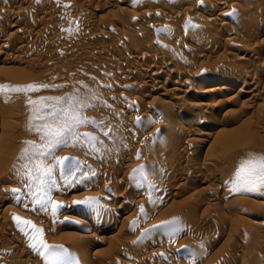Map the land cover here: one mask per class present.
Returning a JSON list of instances; mask_svg holds the SVG:
<instances>
[{
  "label": "rangeland",
  "instance_id": "obj_1",
  "mask_svg": "<svg viewBox=\"0 0 264 264\" xmlns=\"http://www.w3.org/2000/svg\"><path fill=\"white\" fill-rule=\"evenodd\" d=\"M21 1L24 0H0L2 10L21 11L26 17L17 23L11 14L1 16L0 41L9 39L16 46L19 44L27 49L25 54L22 51L16 54V51L10 49H4L0 53V59L3 57L5 59V56L8 58L5 65H0V82L3 81L5 84L4 89L0 90V99L3 100V104L0 103V125L7 133L0 141V177L6 173L9 174L10 180L0 183V196L4 199V204L0 206V214L5 217L2 220L0 215V264H37V262L41 264L45 262L44 258L46 263L52 259L53 261L50 262H53L52 264L60 262L65 264H262L258 255L261 256V252L264 251V185L257 184L252 191L234 189L237 183L243 186V181L248 179L247 171L240 172L242 162L252 159L258 163L264 158V42H260L264 39V35L255 42L248 43V47L242 40L245 33H251L256 29L260 21L259 17L262 13V16L264 15V0H112L109 6L103 0H61L65 4L69 3L68 5H78L79 9L88 8L87 12L83 17L81 13L80 17L78 12L64 16L61 14V17L55 19V21L60 19L58 22L49 23L52 28L56 23L55 28L58 26V30L55 28V31L51 30L48 24L50 28H46L47 31L42 30V33V12L49 11L50 3H47V0H35V2L33 0V3L27 5ZM219 2L224 5L219 7L216 5ZM254 2L263 6L253 15L259 20L258 23L253 18L254 21L253 19L250 21L252 30L247 24L246 28H242L246 31H239L236 25L242 15L241 10L244 9L243 7H248L249 3L254 5ZM219 12L225 14L220 22L215 21ZM195 13L205 16L204 23L200 22ZM46 15L47 18L50 17ZM85 19L94 25L96 29L94 34H97L93 35V38L90 35L88 41L85 37L89 32L81 25ZM48 26L46 23L44 28ZM161 26H167V30L156 31ZM217 26L226 31L229 29L231 41L226 40V37L219 38L220 49L213 53L208 50L210 47H205L207 54L205 48H201L203 46L200 42L201 35L209 30L213 35L211 30ZM36 32L40 33V37L32 35ZM28 33L31 36H28ZM23 35L27 42L25 40L22 42ZM130 36H135V40L132 37L133 41L138 44L148 45L150 53L158 59L165 58L164 64L159 60L147 64L149 71L165 66L172 72L185 73L184 77L179 78L175 74L172 78V82L178 80L181 90L194 74L204 75L214 71L231 73L234 70L236 73L253 77L247 92L241 96L238 95V89L242 83L226 96L216 95L213 99H201L203 108H214L208 119L209 127L218 132L210 150L205 149L207 145H201V150H198L195 159L190 158L193 159L190 163L180 162L177 157L182 153L190 155L198 143H204V138H198L192 133L191 136L188 129H184V132L183 129H178L175 122H170L167 131L170 132L166 135L169 138L164 135V140H158L161 139L160 131H164L163 126L166 124L148 121L147 116L151 114L150 117L162 120L169 115L168 111L169 108L172 109V105L184 106L186 102L194 101L195 93L189 90L183 99H165L166 102H170L165 104L162 101V104H165V106L161 105L162 107L158 105L159 100L154 101L157 94L153 93L149 94L150 97L145 98L142 103L134 102L140 84L146 82L148 86L150 83L148 84L147 81L149 71L132 73L133 66L142 61L141 56L145 51L139 52L140 49H137L135 52L130 47ZM185 40L191 41L190 48H184ZM224 41L230 42V46L224 45ZM240 46L256 50L254 63H250V59L245 62H234L232 57L229 59L234 49ZM90 52L92 56L90 55L89 58L86 54ZM200 53L203 56L199 55ZM141 63L146 65V62ZM128 82L133 85L130 86ZM255 84L259 86L258 89L251 90ZM30 85H35L37 88L29 89ZM196 85V88H200L203 83L197 82ZM217 86L220 85L212 84L209 88ZM251 97L255 100L253 105L249 102ZM150 102L152 104H149ZM69 105H72L87 121L77 129L78 132L88 133L90 138H85L83 135L76 138L67 137L66 146L61 144L48 150L45 147V140L42 139L46 131L44 125L50 122V113L53 109L59 110ZM117 111L120 113L118 114ZM130 127L138 131L134 138H130L128 134L126 135L127 132H124ZM171 129L175 131L173 134ZM175 133L179 137L176 138L177 140L174 139ZM187 138L192 141H188ZM165 140H168V143ZM159 141H164L167 145L171 144L165 146L164 151L160 153L163 155L154 150L156 144L154 147L151 146ZM31 144L38 146L37 152L47 151L48 154L34 155ZM212 145L217 150L212 148ZM26 149L28 154L22 159ZM199 151L202 152L198 155ZM157 153L164 157L160 169L161 177L172 176L170 189L173 188L168 192L163 189L157 192L152 187L157 180L158 184L161 183L160 178H151L152 161L154 162V157L157 158ZM189 155L185 159L189 158ZM60 158L69 159L64 160L63 165H60L57 163ZM44 168L53 169L50 178L43 176ZM141 168L143 172L137 171ZM194 170H197L196 174H191L192 176L188 174ZM216 171L226 178V183L214 178L213 173ZM238 172H240L239 179ZM186 173L190 177H187ZM111 175L121 179H115L117 177ZM108 177L112 181H108L110 180ZM41 178L46 182L41 184ZM151 180L155 181L150 185ZM106 184L112 186L114 184L115 189L109 185L105 186ZM109 187L114 191L108 190ZM104 190H107V193ZM108 192L124 194L122 196L120 194L118 200L110 199L111 202L108 200V207H112L108 210L116 211L118 214L114 216L116 219L118 217L117 220L115 219V228L109 229L108 233L105 230L104 234L98 233L94 236L85 234L82 228L94 224L95 220H90L84 213L82 214V210L88 208L89 204L79 205L77 201L92 197L94 202H99L103 200L101 194L107 195ZM126 200H131V204ZM123 201L126 202L125 206ZM51 202L58 205L57 209H52ZM139 203L141 205H137ZM143 204L146 208L147 205L151 206L150 210L144 208ZM66 206H69L70 210ZM73 207L76 209L74 212ZM4 209L6 212H3ZM145 210L150 212L144 213ZM65 211L74 218L65 222L66 224L62 223L61 219ZM108 214L105 213L104 217H109ZM12 217H19L20 221H30L31 225L18 224ZM152 223L155 224L151 226ZM119 228L124 230L121 232L123 234H119ZM35 229H40V233L37 234ZM67 229L72 234L64 233ZM18 233L21 235L29 233L34 236L25 241L17 237ZM37 235L45 244L53 246L48 252H45L34 240L33 237ZM100 235H107L109 238L99 240ZM76 240L78 245L74 243ZM136 240L139 241V245ZM24 242L29 243L31 247L23 246V248ZM132 242L135 244L132 245ZM86 244L92 248L82 255L78 249L87 246ZM62 247L67 249V251L63 249L67 260L65 255L64 258L61 256ZM149 250L157 252L158 261L151 259L146 253ZM196 251H200L201 254ZM192 252V255L196 253L198 257L195 256L199 261L191 263L189 259L187 260ZM56 253L58 255H55ZM174 254L176 257L169 261L166 262L164 259L163 262L160 261L162 257ZM54 261L58 262L54 263Z\"/></svg>",
  "mask_w": 264,
  "mask_h": 264
},
{
  "label": "bare ground",
  "instance_id": "obj_2",
  "mask_svg": "<svg viewBox=\"0 0 264 264\" xmlns=\"http://www.w3.org/2000/svg\"><path fill=\"white\" fill-rule=\"evenodd\" d=\"M48 2L47 3H50V5H49V11H47L46 12V10L44 11V12H42V16H41V20H43V23H45V24H41V25H43V28H41V33H42V30L43 31H47L48 29H46V28H50L52 25H50V24H52V23H54V21H55V19H57V17H61V14L64 16V15H68V13H72V12H78V14H82V17H83V15H85V13L87 12L86 10L88 9H79V7H77L76 5L74 6V4H73V2H72V4L73 5H68V4H65V3H63V1L61 2V0H47ZM104 1V3H107V5L109 6L110 5V2L112 1V0H103ZM261 1H263V0H261ZM23 4L24 3H26L27 5H29V4H31V3H33V0H24V1H21ZM34 2H35V0H34ZM225 2V1H224ZM75 3V2H74ZM216 3V2H215ZM255 4H256V2H254ZM226 4V3H225ZM246 4V3H245ZM251 3H249L248 4V7L246 6V7H243L244 9H242L241 10V16L239 17V23L236 25V28L237 29H239V31H241L242 30V32H244V31H246V30H244L243 31V27H245V26H247V24H248V28L250 27V26H252L251 25V20L254 18L253 17V15H254V13L256 12V11H258L257 9H259L260 8V10H261V8L263 7V6H260V5H258V4H254V5H250ZM89 5V4H88ZM216 5H218L219 7H222L224 4L222 3V2H219V3H217ZM6 6V5H5ZM3 7V6H2ZM85 7V6H84ZM47 8V7H46ZM237 8L238 7H236V10H237ZM239 8H241V7H239ZM5 9V8H4ZM24 9V8H23ZM221 9V8H220ZM76 10H78V11H76ZM259 10V11H260ZM263 10V9H262ZM13 11V10H12ZM28 11V10H27ZM258 11V12H259ZM148 12V11H147ZM146 12V13H147ZM223 12V11H222ZM38 13V12H37ZM75 13V14H76ZM7 14H11L12 16H14V18H15V20H16V22L17 21H22V19H24V18H26L25 17V14L23 13V12H21V11H13V12H7V11H4V10H2L1 8H0V17L1 16H3V15H7ZM46 14H48V16H50V17H48L47 18V15ZM77 14V15H78ZM81 14H80V17H81ZM263 14V13H262ZM262 14H261V17H259V20H256L255 18V22L256 23H258V21H259V23L256 25V29L254 30V31H252L251 33H245L246 35H244V37H243V42L244 43H246L247 44V47H248V43H251V42H255L256 41V39H260V37L262 36V35H264V15L262 16ZM148 15H151V14H149L148 13ZM256 15V14H255ZM9 16V15H8ZM45 16V17H44ZM74 16V15H73ZM195 16L200 20V22H203L204 23V20H205V16H200V15H198V14H196L195 13ZM28 17H30V16H28ZM37 17V16H36ZM53 17V18H52ZM76 17V16H75ZM224 17H225V14H223V13H221V12H219L218 14H217V16H216V18H215V21H219V20H223L224 19ZM64 18V17H63ZM1 19V18H0ZM36 19V18H35ZM235 19V18H234ZM254 19H253V21H254ZM263 19V20H262ZM33 20H34V18H33ZM40 20V21H41ZM60 20V19H59ZM59 20H57V21H55V22H58ZM80 20H82V18H80ZM220 22V21H219ZM18 23V22H17ZM21 23V22H20ZM37 23V22H36ZM46 23H47V26H48V24H49V26L48 27H45L44 28V25L46 26ZM216 23V22H215ZM255 23V24H256ZM39 24V23H38ZM36 25V24H35ZM56 23H55V27H56ZM58 25H59V23H58ZM62 25V24H61ZM81 25H83L85 28H87L86 30H87V32H89L88 34H86V37H85V39L88 41L90 38H88L90 35L92 36V38H93V35H97V34H94V33H96V29L93 27L94 25L93 24H90L89 22H88V20H84L82 23H81ZM1 27V26H0ZM41 27V26H40ZM55 27H51L50 29L51 30H54V28ZM96 27V26H95ZM167 27V26H166ZM166 27H159V28H154V30L156 29V31H161L162 30V32H165L167 29H166ZM58 26H57V28H55V29H57L58 30ZM60 28L61 29H64L62 26H60ZM246 28V27H245ZM251 28V27H250ZM2 29V28H1ZM40 29V28H39ZM82 29V28H81ZM228 29V28H227ZM153 30V31H154ZM231 30V29H230ZM251 30H252V28H251ZM37 31H39V30H37ZM55 31V30H54ZM100 31V30H99ZM159 31V32H160ZM211 31H213V35H211V33H210V30L208 31V32H205L203 35H201V43H202V47L201 48H205V47H210V49H208L210 52H213L214 53V51H217V50H219L220 49V47H221V41H218L219 40V38H223V37H226V40H228V41H231L230 39V35H231V32L229 31V29L226 31L225 29H223L222 27H215V28H213ZM30 32V31H29ZM86 32V31H85ZM147 32H149V31H147ZM152 32V31H151ZM151 32H150V34L149 35H151ZM248 32H250V31H248ZM36 33H38V32H36ZM36 33L35 34H32V35H35V36H39L40 37V33H38V35H36ZM27 34V33H26ZM102 34V33H101ZM43 35V34H42ZM88 35V36H87ZM28 36H31V34H29L28 33ZM235 36V35H234ZM233 36V37H234ZM34 37V36H33ZM42 37H44V36H42ZM99 37H100V35H99ZM131 37V36H130ZM132 37H134V40H135V36H132ZM131 37V39H130V44H131V48L133 49V50H135V52L137 51V49H140L139 50V52L141 51H145V53L143 52L142 53V61L143 62H146V65H144L143 63H141L142 61H140L139 63H136L134 66H133V68H132V71H134V72H132V73H134V74H136V73H145L146 71L148 72L149 71V65H147V64H149V63H154V62H156L157 60H159V62L161 63V64H164L165 63V58H160L159 57V59H158V57L157 56H155V55H152L151 53H150V50H149V48H147L148 47V45H146V44H138L137 42H135V41H133V38ZM152 37V36H151ZM25 37H24V35H23V39H22V42H25L27 39H24ZM38 37H36V39H37ZM95 38V37H94ZM138 38V37H137ZM236 38V37H235ZM57 39V38H56ZM98 39V38H97ZM25 40V41H24ZM85 40V41H86ZM240 40V39H239ZM13 41V40H12ZM137 41V40H136ZM22 42H21V44H22ZM27 42V41H26ZM199 42V43H200ZM232 42H234V40L232 41ZM260 42H264V39H261L260 40ZM33 43V42H32ZM176 43V42H175ZM193 43V42H192ZM224 43H225V41H224ZM228 43V44H227ZM230 42H227L226 41V43L224 44V45H227V46H230V44H229ZM243 43V44H244ZM245 44V45H246ZM258 44H260V43H258ZM24 45V44H23ZM56 45V44H55ZM145 45H146V47H145ZM244 45V46H245ZM252 45V44H251ZM263 45V44H262ZM20 45L18 44V46H16V44H13V42H11L9 39L7 40V41H0V53L4 50V49H10V50H12L13 52H15L16 51V54H17V52L18 51H22L24 54L25 53H27L26 51H27V49L25 48L24 49V47H19ZM189 46H191V41L190 40H185L184 41V48L185 49H187ZM227 46H225L226 47V49H227ZM26 47H27V45H26ZM247 47H241L240 46V48L238 47L237 49H234V53H231L230 55H229V53L227 54V55H229L230 56V58L229 59H231V57H232V61H234V62H239V61H241V62H245L246 60H248V59H250V63L252 62V63H254V61H255V59H256V50L255 49H253V48H247ZM22 48V49H21ZM114 48H116V47H114ZM190 48V47H189ZM148 49V50H147ZM223 49H224V47H223ZM229 49V48H228ZM147 50V51H146ZM202 50V49H201ZM205 50H206V48H205ZM255 50V51H254ZM203 51H204V49H203ZM207 51V50H206ZM200 52V51H199ZM226 52V51H225ZM228 52V51H227ZM19 53V52H18ZM31 53V52H30ZM186 53V52H185ZM205 53V52H204ZM223 53V52H222ZM14 55H15V53H13ZM20 54V53H19ZM93 54V53H92ZM197 54V53H196ZM207 54H208V51H207ZM7 55V54H6ZM12 55V54H11ZM86 55H88V57L90 58V55H91V52L90 53H88V54H86ZM198 55V54H197ZM199 55H202L201 53L199 54ZM205 55V54H204ZM209 55H211V54H209ZM256 55V56H255ZM7 56H9V55H7ZM22 56H23V54H22ZM92 56V55H91ZM203 56V55H202ZM224 57L226 56V55H223ZM87 57V56H86ZM87 57V58H88ZM140 57V58H141ZM25 58V57H24ZM30 58V57H29ZM8 58H6V56H5V59H4V57H3V59H0V65H2L3 66V64L6 62V60H7ZM225 60H226V58H224ZM228 59V60H229ZM105 60V59H104ZM227 60V61H228ZM8 61V60H7ZM195 61V60H194ZM30 62V61H29ZM258 62V61H257ZM8 63V62H7ZM104 63V62H103ZM5 65V64H4ZM0 68H1V66H0ZM129 70V69H128ZM1 71V70H0ZM130 71V70H129ZM263 71V70H262ZM174 72H176V73H174ZM174 72H172L171 70H169V69H167L165 66L164 67H161V68H158V69H155V70H151V71H149L148 72V75H147V78H148V86L146 85V82H142L141 84H140V86H139V89H138V91L136 92L137 93V96L134 98V102H136V103H142V102H144L143 100H145V98H147L148 99V96H149V94H151V93H153V94H157L156 95V99L155 98H153V99H155L154 101L156 102V100H157V102H158V100H159V104L158 103H156V106H165V104L166 103H169V102H166L165 101V99H171V100H174V99H179V98H181V99H183L184 97H185V95L187 94V92L189 91V90H192L195 94V96H196V99L194 100V101H191V102H189V103H185V105L184 106H182L181 104L179 105H176V104H174V105H172V109H170L169 108V115H167L168 114V112H167V110H166V118H164V119H159V118H157V119H154L152 116L150 117V115L149 116H147L148 117V121L149 120H151V121H155L156 123H159L160 122V124H166V125H164L163 126V130L164 131H160L161 133V135H162V137H161V139H158V140H164V138H165V136L170 132H167L168 131V128H169V125H170V122L172 123V122H175L174 124H177V127H178V129H183V131L185 132V130L184 129H188V132L191 134H193L194 136H196V137H198V138H204V140H203V144L202 143H198V145L195 147V149H192V153L189 155V158H187V159H185L186 157H188V155H187V153H186V155L184 154V153H182V155L180 154H178L179 156L177 157L178 158V160L180 161V162H185L186 164L187 163H190V162H192L193 161V159H195V157H196V155H197V152H198V150L200 149V147H201V145H207V148L205 147V149H207V151L208 150H210V148H211V144L213 143V140L215 139V136H216V133L218 132V130H217V132L215 131V130H213V129H210V127H209V117H210V115H211V112L212 111H214L212 108H208V109H205V108H203V106H204V104H203V102L201 101V99H203V98H208V99H213V96L215 97L216 95H218L219 97L220 96H226L227 94H229V93H231L236 87L238 88V84H240V83H242V86L240 87V89H238V95H243L244 93H246L247 92V89L249 88V85L251 84V82L253 81L252 80V78L253 77H251V76H247V75H243V74H240V73H236L234 70H233V72H231V73H229V72H217V71H214V72H211V73H207V74H202V75H193V77H190V79L187 81V83H186V86H184L183 88L184 89H180L179 88V86H178V80L176 81H174V82H172V78H173V75L175 76V74H176V76H178L179 78H181L184 74L182 73L181 74V72H177V71H174ZM1 73V72H0ZM173 73V74H172ZM202 73H204V72H202ZM129 74H131V73H129ZM114 75V74H113ZM191 75V74H190ZM186 76V75H185ZM184 77V76H183ZM169 78H170V80H169ZM175 78V77H174ZM177 78V77H176ZM163 79V80H162ZM178 79V78H177ZM162 80V81H161ZM1 81V80H0ZM125 82H127V80L125 81ZM178 82V83H177ZM197 82H201V83H203V86H201L200 88H196L197 87ZM122 83V82H121ZM128 83H130V86L131 85H133V83H131V82H128ZM128 83H127V85H128ZM258 83V82H257ZM119 84V83H118ZM145 84V85H144ZM199 84V83H198ZM212 84H216V85H220V86H217V87H210L209 88V86L210 85H212ZM253 84V83H252ZM259 84V83H258ZM5 84L3 83V81L2 82H0V86H4ZM123 84H120V86H122ZM117 86H119V85H117ZM200 86V85H199ZM133 87V86H132ZM258 87L259 86H257L256 84H255V86L253 87V88H251V90H256V89H258ZM262 88V87H261ZM4 89V88H3ZM160 91V92H159ZM116 96V95H115ZM114 96V97H115ZM117 97H119V96H117ZM150 97V96H149ZM153 97V96H152ZM155 97V96H154ZM253 97V96H252ZM251 97V98H252ZM116 98V97H115ZM158 98V99H157ZM193 98H194V96H193ZM234 98V97H233ZM237 98V97H236ZM152 99V98H151ZM256 99V98H255ZM180 100V99H179ZM231 100H233V99H231ZM162 101H164L165 102V104L163 103L162 104ZM161 102V103H160ZM180 102V101H179ZM230 102V101H229ZM233 102V101H232ZM250 104H254L255 103V100H254V98H252L250 101ZM0 103L1 104H3V100L2 99H0ZM135 103V104H136ZM149 104H152V102H150ZM158 104V105H157ZM246 104V103H245ZM246 105H248V104H246ZM251 105V106H252ZM129 106V105H128ZM127 106V107H128ZM161 106V107H162ZM167 106V105H166ZM131 107V106H130ZM213 107H218V106H213ZM250 107V106H249ZM132 108V107H131ZM162 109V108H161ZM163 109H165L164 107H163ZM120 111V110H119ZM129 112V111H128ZM117 113H118V111H117ZM120 113V112H119ZM118 113V114H119ZM164 113H162V116L164 117L165 115H163ZM182 115V116H181ZM192 115H194L195 117H191ZM261 117H262V115H261ZM135 118V117H134ZM1 126V125H0ZM168 126V127H167ZM221 126V125H220ZM158 127H159V125H158ZM171 127V126H170ZM173 127V126H172ZM159 129H160V127H159ZM175 129V128H174ZM174 129H171L172 130V134L175 132L174 131ZM141 131V130H140ZM187 131V130H186ZM124 132H127L126 133V135L128 134V136H130V138H134L133 136H135L136 134H138L137 132V129L135 130V129H133V128H131L130 127V129L128 128V130L126 129V131H124ZM177 133H179V131H176ZM181 133H182V131H180ZM177 133H175V135H174V139H176V138H179L178 136H177ZM180 133V134H181ZM187 133V132H186ZM188 133V134H189ZM6 131H5V129L1 126L0 127V141L2 140V139H4V137L6 136ZM184 134V133H183ZM187 134V136H189L190 137V135H188ZM192 134H191V136H192ZM154 135H155V133H154ZM157 135H159V134H157ZM160 135V136H161ZM165 135V136H164ZM185 135V134H184ZM124 136H125V134H124ZM181 136H182V134H181ZM166 137H168V136H166ZM129 138V137H128ZM128 138H125L126 140L128 139ZM160 138V137H159ZM169 138V137H168ZM156 140V139H155ZM158 140H156V141H158ZM169 140V139H168ZM168 140H165V141H167V143H168ZM177 140V139H176ZM187 140L188 141H192L190 138H187ZM198 140V139H197ZM170 141V140H169ZM185 141V140H184ZM224 141V140H223ZM164 141H159V142H155L154 144H151V146L152 147H154V145L156 144V146H155V149L154 150H157V152H159V154L162 152V151H164V149H165V146L167 147L168 145H171V144H168L167 145V143H163ZM185 142H187V141H185ZM220 142V141H219ZM226 142V141H225ZM172 143V142H171ZM176 143H177V141H176ZM179 145V144H178ZM215 145V144H214ZM221 145V144H220ZM191 146V145H190ZM151 147V148H152ZM176 148V147H175ZM189 148V147H188ZM187 148V149H188ZM212 148H215L216 150H217V148L216 147H213V145H212ZM153 149V148H152ZM214 149V150H215ZM201 150V149H200ZM0 151H1V149H0ZM187 151V150H186ZM212 151V150H211ZM168 152V151H167ZM190 152V151H189ZM202 152V151H201ZM200 151H199V153H198V155L201 153ZM2 153V152H1ZM145 153V152H144ZM155 153H156V151H155ZM207 153V152H206ZM210 153V152H209ZM158 154V153H157ZM156 154V156H157V158H153V160H154V162L152 161V164H153V172H152V175H151V178L153 179V178H160L161 179V183L160 184H158V180H157V182H155V184H157V185H155L154 184V186H152V187H154V189H155V191H160V190H162L163 189V191H166V192H168L169 190H171L170 189V187H171V177L169 178V177H167V178H165L164 177V175L162 176L164 179H162V177H161V174H160V169H161V167L163 166V162L162 161H164V157L162 158L160 155H163V154H158L157 155ZM185 156H184V155ZM207 155V154H206ZM212 156V155H211ZM200 157V156H199ZM176 158V159H177ZM190 158H193L192 160L190 159ZM163 159V160H162ZM197 159V158H196ZM204 159V158H203ZM209 159V158H208ZM212 160V159H211ZM177 161V160H176ZM199 162V161H198ZM205 163V162H204ZM176 165H177V163H176ZM175 165V166H176ZM210 165H212V163L210 164ZM186 166V165H185ZM208 166V165H207ZM189 167V169H190V166H188ZM199 167V166H198ZM172 168H175V167H172ZM206 168V167H205ZM186 169V168H185ZM201 169V168H200ZM187 170V169H186ZM185 170V171H186ZM208 172V171H207ZM162 173V172H161ZM185 173V172H184ZM197 173V170H194V171H192L191 173H188V174H192V175H194V174H196ZM187 174V173H186ZM186 174H185V177H186ZM187 174V177L189 176ZM191 175V176H192ZM212 175V174H211ZM111 176H115V175H111ZM111 176H109V177H111ZM213 176H214V178L216 179V180H221L222 182H224V183H226L227 182V180H226V178H224L220 173H217V171L215 172V173H213ZM108 177V178H109ZM115 177H117V176H115ZM149 177V176H148ZM148 177H147V181H148ZM190 177V176H189ZM107 178V179H108ZM113 178V177H112ZM151 178H149V179H151ZM176 178V177H175ZM11 179V178H10ZM110 179V178H109ZM115 179H121V178H115ZM115 179H114V181H115ZM173 179V178H172ZM230 179V178H229ZM9 180V174H6V173H3L2 175H1V177H0V183L2 182V183H5V182H7ZM141 180V179H140ZM173 180H175V179H173ZM10 181V180H9ZM108 181H112L111 179L110 180H108ZM118 181V180H117ZM129 181H131V180H129ZM132 181H135V180H133L132 179ZM138 181H139V179H138ZM155 181V180H151V182H150V185H151V183H153V182ZM119 182V181H118ZM117 182V184H119ZM122 182H123V180H122ZM121 182V183H122ZM124 182H126V180L124 181ZM135 182H137V180L135 181ZM108 183V182H107ZM110 184L112 183V182H109ZM114 183V182H113ZM116 183V182H115ZM127 183H128V180H127ZM141 183V182H140ZM110 184H106L105 186H110V187H112L113 188V186H114V184H113V186L112 185H110ZM117 184H115L116 186H117ZM136 184H138V185H140L139 183H136ZM144 184V183H143ZM182 183H180V185H181ZM122 185V184H121ZM123 185H124V183H123ZM122 185V186H123ZM125 185H126V183H125ZM129 185H133V184H130L129 183ZM135 185V184H134ZM180 185H177V186H180ZM120 186V185H119ZM177 186H176V188H177ZM110 187L108 188V190H113V189H115V188H113V189H110ZM129 187H131V186H129ZM147 187V186H146ZM103 188H104V186H103ZM103 188H102V190H103ZM118 188H120V187H118ZM175 188V187H174ZM175 188V189H176ZM125 189V188H124ZM127 189H128V187H127ZM148 190H149V185H148ZM177 190V189H176ZM217 190V189H216ZM105 191V190H104ZM104 191H101V192H104ZM114 191V190H113ZM106 193H107V190L105 191ZM127 192V191H126ZM146 191H144V193H145ZM154 192V191H153ZM117 193V192H116ZM109 194V192H108V194L107 195H102L101 193H99V195L101 194V198H103V200L101 199L100 201H102V202H93V203H91V204H87L88 206V208H86V209H83L82 207V214L84 213L87 217H88V219H90V220H95V222H94V224H92V225H90V226H86V227H83L82 229V231L85 233V234H92V236H94V235H97L98 233L100 234V233H103L104 234V231L105 230H107L106 232L108 233V230L110 229V230H112L113 228H115V226H116V224H115V219L116 218H114V216H115V214H117V212L116 211H109L108 209H109V207H111V206H109L108 207V200H109V202H111L110 201V199L112 200H114V199H117V198H119L120 196V194L121 193H119V194ZM123 194V193H122ZM122 194H121V196H122ZM175 194V193H174ZM176 194H178V193H176ZM124 195V194H123ZM133 195V194H132ZM145 195V194H144ZM127 196V195H126ZM125 197V196H124ZM132 197V196H131ZM152 197H153V195H152ZM157 197V196H156ZM92 198V197H91ZM128 198V197H127ZM125 199V198H124ZM149 199V198H148ZM153 199V198H152ZM152 199H151V201H152ZM157 199V198H156ZM156 199H154V200H156ZM92 200H94V198L92 199ZM95 200H96V198H95ZM118 200V199H117ZM140 200V199H139ZM139 200L137 201V203L139 202ZM144 200V199H143ZM143 200L141 201L142 203H143ZM129 201V203L131 202V200H128ZM127 200H126V202H128ZM158 201V200H157ZM113 202H115V201H113ZM121 202V201H120ZM124 202V201H123ZM122 202V203H123ZM126 202H124L123 204H124V206H125V204H126ZM136 202V201H135ZM140 202V203H141ZM149 202V201H148ZM148 202H146L147 204H148ZM154 202V201H153ZM137 204V205H141V204ZM152 203V202H151ZM200 203V202H199ZM4 204V199L3 198H1V196H0V206H2ZM84 204V203H83ZM131 204V203H130ZM129 204V205H130ZM153 204V203H152ZM152 204H150V205H152ZM202 204V203H201ZM61 205V204H60ZM63 205V204H62ZM79 205H81V203H79ZM86 205V204H85ZM84 205V206H85ZM128 205V206H129ZM122 206V205H121ZM144 208H146V205L144 206V204L142 205ZM60 207H64V206H60ZM77 207V206H76ZM86 207V206H85ZM140 207V206H139ZM149 206L147 205V208L146 209H148V210H150V207L148 208ZM66 208L67 209H69V206H66ZM112 208V207H111ZM49 209V208H48ZM57 209V208H56ZM126 209V208H125ZM50 210V209H49ZM60 210V209H59ZM70 210V209H69ZM74 210H76L74 207H73V209H72V211L74 212ZM78 210V209H77ZM107 210H108V212H107ZM53 211V210H52ZM51 211V212H52ZM61 211V210H60ZM122 211V210H121ZM147 210H145L144 211V213L146 212ZM3 212H6V209H4V211ZM54 212V211H53ZM67 211H65V213H63L64 215H63V217L61 218L62 219V223L64 222H66L67 223V221L68 220H73L74 218L73 217H71V216H69L70 214H68V213H66ZM148 212H150V211H148ZM148 212H146V213H148ZM55 213V212H54ZM105 213H109L108 215H109V217H104L105 216ZM121 213V212H120ZM153 213V212H152ZM5 214V213H4ZM150 214V213H149ZM149 214H146V216L147 215H149ZM181 214V213H180ZM180 214H179V216H180ZM1 215V214H0ZM3 215V214H2ZM1 215V216H2ZM9 215V214H8ZM118 215V214H117ZM116 215V216H117ZM181 215H183V214H181ZM0 216V217H1ZM85 216V217H86ZM107 216V215H106ZM119 216H120V214H119ZM179 216H178V218H179ZM176 217V216H175ZM5 217H3L2 216V220L4 219ZM13 218V217H12ZM43 218H46L45 216H43ZM58 218V217H57ZM184 218V217H183ZM182 218V219H183ZM117 219H118V217H117ZM116 219V220H117ZM148 219H149V217H148ZM186 219H187V217H186ZM220 219V218H219ZM218 219V220H219ZM10 220V219H9ZM40 220V219H39ZM177 220H179V219H177ZM38 221V220H37ZM220 221V220H219ZM9 222V221H8ZM42 222V221H41ZM117 222V221H116ZM7 223V222H6ZM60 223H61V221H60ZM65 223V224H66ZM120 223V222H119ZM157 223L158 222H156V224L155 223H152L151 224V226H153L154 224L155 225H157ZM167 223V222H166ZM162 224V223H161ZM164 224V223H163ZM178 224V223H177ZM53 225V224H52ZM55 225V224H54ZM63 225V224H62ZM118 225V224H117ZM214 225H215V223H214ZM56 226H57V224H56ZM59 226H60V224H59ZM119 226V225H118ZM117 226V227H118ZM162 226V225H161ZM48 227V226H47ZM55 227V226H54ZM60 227H62V226H60ZM59 227V228H60ZM121 227V226H120ZM149 227V226H148ZM156 227V226H155ZM185 227V226H184ZM48 228H50V227H48ZM47 228V229H48ZM57 228V227H56ZM129 228V227H128ZM46 229V228H45ZM46 229V230H47ZM62 229V228H61ZM61 229H58V230H61ZM65 228L63 227V230H64ZM120 229V228H119ZM181 229V228H180ZM184 229V228H183ZM57 230V231H58ZM62 230V231H63ZM174 230V229H173ZM186 230V229H185ZM220 230V229H219ZM70 230H68L67 229V231L66 232H64V233H66V234H72V233H70L69 232ZM124 230H122V229H120L118 232H119V234L121 233V232H123ZM126 231H128V229L126 230ZM132 231V230H131ZM105 232V233H106ZM147 232V231H146ZM169 232V231H168ZM110 233V232H109ZM124 233H126V232H124ZM128 233V232H127ZM167 233V232H166ZM172 233V232H171ZM223 233V232H222ZM221 233V234H222ZM116 234H117V232H116ZM121 234H123V233H121ZM141 234V233H140ZM1 235V234H0ZM173 235V234H172ZM31 236H34V235H31V234H25V235H21V234H17V237H19V238H23V239H25V241H26V239H30L31 238ZM167 236V235H166ZM98 237V236H97ZM109 238V236H104V235H100L98 238H99V240H105L106 238ZM141 237V236H140ZM146 237V236H145ZM34 238V237H33ZM144 238V237H143ZM142 238V239H143ZM88 239H89V237H88ZM139 239V238H138ZM143 240H145V238L143 239ZM142 240V241H143ZM141 241V240H140ZM28 242V241H27ZM27 242H24V244L22 245V247L24 246V247H31V245L29 244V243H27ZM32 242V241H31ZM139 242V241H138ZM138 242H137V240H136V243L138 244ZM76 245H78V241L76 240L75 242H74ZM141 243V242H140ZM89 244V243H88ZM134 244H135V242H134ZM133 244V242H132V245H134ZM142 244V243H141ZM30 245V246H29ZM87 245V244H86ZM93 245V244H92ZM139 245V244H138ZM14 246V245H13ZM236 246V245H235ZM11 247V246H10ZM10 247H9V249H10ZM23 247V248H24ZM95 248H96V246H94ZM134 247V246H133ZM7 248V247H6ZM13 248V247H12ZM12 248H11V250H12ZM15 248H17L16 246H15ZM15 248H13V249H15ZM92 248V246L90 247L89 245H87V246H85V247H79V249L78 250H80L79 251V253L80 254H82V255H84L85 253H87L86 251H88L89 249H91ZM5 249V248H4ZM8 249V248H7ZM18 249V248H17ZM32 249V248H31ZM64 248L62 247V252L64 251V250H66L67 251V249H64ZM240 249V248H239ZM59 250V249H58ZM179 250V249H178ZM3 251V250H2ZM7 251H9V250H7ZM60 251V250H59ZM176 251V250H175ZM174 251V252H175ZM183 251V249H181V252ZM48 252V251H47ZM58 252V251H57ZM190 252V251H189ZM193 252H195L194 250H193ZM193 252L191 253V255L189 256L190 258H187V260L189 261V262H191V263H194L195 261H199V258L197 259V255H196V253H194L195 255H192L193 254ZM197 252V251H196ZM199 252L200 251H198L197 253L199 254ZM4 253V252H3ZM66 254V252H63V254H61V252L59 253V255L61 254V256H63V255H65ZM146 253H148L149 254V256L151 257V259H155V260H159V256H157V252L156 251H151V250H149V251H147ZM179 253V252H178ZM185 253V252H184ZM42 254H44V253H42ZM49 254V253H48ZM160 254V253H159ZM176 254H177V252H176ZM176 254H174V255H172V256H164V257H162L161 259L162 260H160V261H162L163 262V259H164V261H169L170 259H172V258H174V256L176 257ZM180 255L182 254V253H179ZM178 254V255H179ZM201 254V253H200ZM199 254V255H200ZM46 256H47V254H45ZM55 255H58L57 253L55 254ZM161 255H163V254H161ZM165 255V254H164ZM185 255V254H184ZM188 255V254H187ZM186 255V256H187ZM42 256V255H41ZM44 256V255H43ZM51 256V255H50ZM147 256V255H146ZM148 256V257H149ZM185 256V257H186ZM203 256V255H202ZM259 257H260V259H261V263L262 264H264V251L263 252H261V256L260 255H258ZM59 257V256H58ZM66 255H65V260H67L66 259ZM149 257V258H150ZM199 257H201V256H199ZM248 257V256H247ZM39 258H40V256H39ZM38 258V259H39ZM46 258H49V257H46ZM53 258H55L54 256H53ZM63 258H64V256H63ZM63 258H61L62 260H63ZM157 258V259H156ZM179 258H181V257H179ZM192 259H194V260H192ZM197 259V260H196ZM204 259V258H203ZM257 259V258H256ZM259 259V260H260ZM45 262H44V261ZM42 261L44 262V263H42L41 262V264H49L50 262H51V260H50V262L49 263H46V259L44 258ZM55 260H57V259H55ZM157 260V261H158ZM37 261H39V260H37ZM41 261V260H40ZM53 261V260H52ZM173 261V260H172ZM257 261V260H256ZM56 261H54V263H55ZM58 262V261H57ZM56 262V263H57ZM60 262V261H59ZM53 263V262H52ZM52 263H50V264H52ZM66 263H68V262H66ZM226 263V262H225ZM37 264H38V262H37ZM40 264V263H39ZM58 264H65V262L63 263V262H60V263H58ZM166 264V263H165ZM260 264V263H259Z\"/></svg>",
  "mask_w": 264,
  "mask_h": 264
},
{
  "label": "snow or ice",
  "instance_id": "obj_3",
  "mask_svg": "<svg viewBox=\"0 0 264 264\" xmlns=\"http://www.w3.org/2000/svg\"><path fill=\"white\" fill-rule=\"evenodd\" d=\"M5 86H0V90H3ZM29 89H36L37 86L30 85L28 86ZM46 87V86H41ZM17 91H20L17 89ZM51 120L49 123H46L44 125L46 131L44 135L42 136V139L45 140V147L48 150H51L53 148L59 147L61 144L67 145V137H79L83 135L85 138H90L88 133H79L78 128L82 125L87 123V121L81 117L78 112L75 110V108L72 105H69L66 108H61L59 110L53 109L50 113ZM37 145L31 144V148L33 149L34 155H47V151H39L37 152ZM27 149L22 154V159L24 156H26ZM139 159V154L137 156ZM69 158H60L57 163L60 165H63L64 160ZM250 166V167H249ZM53 169L51 168H44L42 169L43 176L51 177ZM139 172H143V168L137 170ZM247 171L248 179L243 181V186H241L240 183H237L235 187V191H252L255 190V187L257 184L264 185V158H261L260 161L257 163L254 160L250 159L247 161L242 162L240 172ZM240 172L237 173V177L239 179ZM46 181L41 178L40 183L43 184ZM16 191V190H14ZM50 199V198H49ZM94 201L92 198H86L84 201H77V203H84V204H91ZM51 207L53 210H55L58 205L55 202H51ZM141 212H143V209H141ZM14 221H16L18 224L23 223L25 225H31L30 221H20L19 217H14ZM172 223V222H170ZM37 234L40 233V229H35ZM34 240L36 243L40 244L42 249L47 252L49 249L53 246H49L43 242L42 239L39 238L37 235L34 237ZM34 246V245H33ZM59 247V246H57Z\"/></svg>",
  "mask_w": 264,
  "mask_h": 264
}]
</instances>
